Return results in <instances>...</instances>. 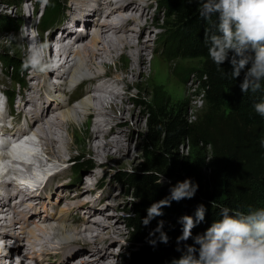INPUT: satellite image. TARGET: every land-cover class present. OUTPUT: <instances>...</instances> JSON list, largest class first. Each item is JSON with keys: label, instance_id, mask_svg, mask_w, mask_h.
<instances>
[{"label": "bare ground", "instance_id": "bare-ground-1", "mask_svg": "<svg viewBox=\"0 0 264 264\" xmlns=\"http://www.w3.org/2000/svg\"><path fill=\"white\" fill-rule=\"evenodd\" d=\"M34 1L32 5L38 3V0ZM130 1H135V5L128 6ZM71 3L72 7L77 6L76 8L82 10L83 19L79 22L83 26L87 25L90 20L94 22L91 38L86 40L83 38L82 32L79 31L78 34L74 31L76 28L82 27L81 25L72 27V30L68 28L67 33L73 31L75 39H71L73 35L65 37L63 30L75 23L64 22L59 26L58 29L63 35L54 38L53 42L54 40L56 42H52L53 44L50 43L52 47L56 46L57 48L58 46L57 50L53 49L54 52H52L50 45L49 48L47 46L43 48L44 61L49 65V68L41 73L35 69L31 70L32 75L39 76L41 74L43 77L42 82L37 79V76L35 78L37 80L31 82L32 87H39L42 92H39L37 97L34 95L35 91L30 92V89H26L25 93L19 92L20 100H17L16 103L19 109L11 117L14 130L4 132L6 135L3 138L4 153L0 152V206L9 204V207H0V264H35L49 258L51 252L56 256L58 264H122V260H119L117 256L125 250L127 242L123 228L119 226V222L122 220L119 215L121 207L113 208L116 210L114 212H104L102 210L106 205L100 209L96 206L92 196L83 198L92 192L75 184L76 186H73L75 191L71 192L68 189L63 196L65 198L63 200L68 205L63 209L64 213L71 210L76 211L79 206L83 205L85 216L91 212L96 213V216H94L95 218L87 216L86 219L77 217L73 219L75 223L66 224L64 222L67 215L58 212L63 201L58 198L54 201L56 190L54 186L45 184L42 189L32 191L33 194L29 196V191L21 189L20 184L12 176L15 168H30V165L25 164L24 160L37 161L38 164H42L40 161L46 159L44 164L53 165L50 169L66 163L74 146L75 139L72 128L75 123L83 122L89 127L88 151L92 156L98 157L97 166L103 165L108 159L123 161L121 152L126 149L130 140L125 127L132 129L141 126V116L126 105V100L129 97L123 94L121 84L125 83L126 88H129V85L137 86L141 81L150 79L152 76L155 59L151 58L148 65L147 54H152L155 49L150 42L140 39L144 28L149 27L150 29L152 24L155 25L153 20L148 18L150 1L72 0ZM87 3H91V7H88ZM88 9L91 10L86 11ZM25 10L29 12V7ZM74 14L73 10L68 16ZM88 14L89 18L85 19ZM72 18L76 19L77 17L76 15L71 17L70 21ZM127 22H131V24L125 27ZM34 23L31 26L38 24ZM84 28L88 29L87 26ZM149 29H147L148 33L155 32ZM39 30L43 35L42 26ZM50 31L51 28L48 32ZM48 36L47 34L44 37L45 43L42 42L43 39L39 43L33 38V41H30L28 35L23 36L22 50L25 49V54L28 55L30 49H26V46L30 42L31 45L36 43L44 46ZM152 37L153 35L149 34V38ZM65 38H67L66 41H64ZM121 58L125 62L119 64ZM111 63L115 64L117 68L124 69L125 73L131 77L119 74L107 77L105 74L95 73V71L103 72L102 67L107 68ZM57 75H61V77L54 80ZM94 78L97 79L96 82L93 86L86 85L84 95L80 96L81 99L78 102L75 104L67 102L68 97L74 94L72 91L76 90L84 79L92 82ZM54 82H58V84L54 85ZM48 87L49 90L46 91ZM50 87L55 92L58 89V92L55 93L57 96L49 92ZM19 88L24 89L22 85ZM71 88L74 89L67 91ZM28 104L29 106L26 107ZM47 111L51 113L48 117ZM130 115H133L134 118L132 124L129 121L131 120ZM21 120L26 125H23ZM30 127H33L38 136L37 141L33 142L30 138L19 140L16 137L29 132ZM7 136L13 137V139ZM30 136L32 135L28 134V137ZM124 141L128 142L124 143ZM95 173H92L93 176H97ZM34 179V175L27 173L20 177V183H31ZM89 179L92 178L87 176L86 182ZM92 183H94L95 189L98 180H92ZM8 186L11 187L9 190ZM104 196L105 194L102 193L101 199ZM110 201L117 202L112 197ZM28 217H32L33 219L30 220L36 221L34 223L50 222L49 226L28 227ZM54 220L58 221L53 223ZM18 228L22 229L25 241L16 243L7 237L19 236ZM19 233L21 232L19 231ZM82 239L88 244L77 241ZM8 240L9 243H7ZM75 243L86 245L85 249L89 246L88 253L80 254L85 249L82 246L80 250H75L71 247ZM116 246L119 249H116ZM20 248L24 249L21 254L23 258L14 261L16 259L13 252L20 254ZM76 254L78 255L75 256ZM27 258H30L28 263Z\"/></svg>", "mask_w": 264, "mask_h": 264}, {"label": "trees", "instance_id": "trees-1", "mask_svg": "<svg viewBox=\"0 0 264 264\" xmlns=\"http://www.w3.org/2000/svg\"><path fill=\"white\" fill-rule=\"evenodd\" d=\"M157 2L168 16V27L162 40L167 47V57L200 60V66L195 70L205 105L190 116L185 108L171 103L161 87L152 89L148 102L141 100L148 112L141 161L132 168L134 174L125 168L116 173L118 179L128 184L134 197L127 215L133 247L129 252L130 264H172L181 255L176 250V237L182 231L179 218L183 215L195 218V210L200 204L205 206V219L193 228V236L202 234L214 219L219 218L221 206L264 205V147L260 143L264 139V118L253 107L264 99V93L243 94L240 80L234 81L230 72L225 75V71L231 70L230 64L225 62L220 68L213 63L208 56L205 33L215 16L212 21L203 19L197 0L192 3L188 0ZM61 9V0H46L40 18L42 26H48ZM8 24L10 28L15 26L12 22ZM63 30L65 34L67 31ZM0 62L13 72L18 84H26L24 61L6 49L0 52ZM190 70L193 69L184 72L181 67L175 68L181 78ZM7 92L14 97L13 91ZM183 145H186L185 151ZM85 169H89L85 161L78 160L73 164V171L79 176ZM160 175L167 180L158 184ZM186 178L198 184L194 197L171 201L170 206L162 209V216L144 226L142 219L150 204L168 197L171 187ZM161 220L163 231L169 237L167 244L159 241V233L149 236ZM153 239L155 245L149 243ZM192 242L189 239L186 243Z\"/></svg>", "mask_w": 264, "mask_h": 264}, {"label": "rangeland", "instance_id": "rangeland-1", "mask_svg": "<svg viewBox=\"0 0 264 264\" xmlns=\"http://www.w3.org/2000/svg\"><path fill=\"white\" fill-rule=\"evenodd\" d=\"M71 1L72 0H61L62 9L60 13L54 19H52V21L46 27H49L50 25L52 26L50 27L51 31L49 33L51 34L53 32L54 37H55L59 35L56 32V29H58L59 26L62 25L64 22H68V23L70 22L72 24L75 23V24L81 25L82 27H79L78 29L76 28V30L74 31L82 32L83 38H85L86 40H89L91 38L90 36L92 34L94 22H92L91 20L88 21V26H87L88 29L86 30L84 28L86 27V25L83 26V24L79 23V21L83 19L82 10L76 8L77 6L72 7ZM149 1L151 3V6L148 8V18L149 20H153V23L155 25L152 24L150 29L149 27L144 28L140 34V39L142 40L144 39L143 41L150 42L153 48L155 49L152 54H149V55L147 54L148 65L150 63L151 58L153 57L155 59V63L153 65V72H152V76L150 79L141 81L140 84H138L137 86L129 85V88H126L125 83L121 84L123 94H126L129 97L126 100V105L130 108H133L134 111L137 113V115L141 116V121H142L141 126L137 128L131 129L129 127H125L130 140L129 142L124 141V143L128 142L129 145L126 147V149H124V151L121 152V157L123 161H115V160L108 159L103 163V165L97 166L96 162H97L98 157L92 156L88 151L89 150V147H88L89 127H87V124L83 122L78 123V124L75 123L74 127L72 128L73 137L75 141H74V146L72 148L71 156L69 157L66 163H62L61 165L59 164L56 168L52 169V170H56V174H58L59 176L58 175L54 176V179L48 183L54 186V188H56L54 192L55 194L54 201L57 198L63 201L62 207L59 209L58 212L60 214L67 215L66 220L64 222L66 224L75 223L74 222L75 220L73 219H76L77 217H80V218L84 217V219H86L87 216L88 217L91 216L93 218H95L94 216H96L95 215L96 213H92V212L89 213L87 216H85L86 212H85V207L83 205L79 206L76 211L71 210L68 213L66 212L64 213L63 209L67 207L68 205H67V202L63 200L65 199L63 196L65 195L68 189L71 192H74L75 188H73V186H76L77 184H78L77 186H81V188L82 187L87 188L88 191L92 192V194L89 193L87 194V197H83V198H88V197L90 198L92 196V198L95 199L94 202L96 203V206L100 209L106 205V207L103 208L102 211L114 212L116 210L113 208H116V206L122 208L119 212V215L122 219L119 222V226L123 228L124 237L126 238V242H127L125 250L120 252L119 255L117 256L119 260H122V264H130L129 252L133 250V247L131 246L132 240H131L130 229L127 227V215L134 201V197L130 193L128 184L118 179L116 177V173L118 171H121L123 168L125 169L133 168L141 161L144 136L146 134V131L148 130V125H147L148 124V112H147L146 106L141 102V100L148 102L152 96L151 95L153 91L152 89L153 88L160 89L159 87H161V89L164 91V95L166 96V98L174 105H180L182 108H185L190 116H193L194 113L199 112L205 105V101L201 97V89L199 88V83H198L199 80L197 77V71L195 70V69H198V67L200 66L199 58L176 57V58L171 59L167 57V52H166L167 47L165 43H162V40L164 39V36L167 31L168 16L164 12V10L159 6V3L157 2V0H149ZM33 2L35 1L34 0H0V52L2 53L7 49L12 54H14L16 57L20 58L24 62L29 54L28 55L25 54V49L24 51L22 50L21 40L23 36L28 35V39L30 41H33L32 40L33 38L35 41H39V43L43 39L44 41L42 42L45 43V39H44L45 34L42 35V33L39 30L40 25L42 26V22L36 21L37 8L40 9L44 5L45 0H38V3L35 5L34 4L32 5ZM91 3H87V6L91 7L92 5ZM131 5H135V1H130L128 3V6H131ZM27 7H29V12L25 10V8ZM73 10L75 14L72 16L70 15L69 17L68 16L69 13ZM90 10L91 9H88L86 11H90ZM75 15L77 18L76 19L72 18L70 21V18ZM93 16H95V14H93ZM33 17H34V22L38 23V24L34 23L36 28L35 26L34 27L31 26L29 22L30 20H32ZM87 18H89V14L86 15L85 19ZM54 21H56L55 24H53ZM8 22H12L15 25L14 28H10ZM130 24L131 22H127L125 27L129 26ZM27 25H28V28H27ZM29 25L31 27H29ZM70 26L71 27H68V26L65 27L66 28L65 31H68V28L72 30V27L74 25L73 26L70 25ZM122 27L124 28V26ZM147 29L155 31V32L148 33ZM27 31L29 32V34ZM25 33L27 34L25 35ZM66 34H69V35L67 36ZM149 34L150 36L152 34L153 37L149 38ZM70 35H74L73 31H70L69 33L67 32L65 33V37H69ZM30 45H31V42L29 43L28 46H26V49H30L31 48ZM49 45L50 44H48V48H49ZM51 47L52 45H50V48ZM53 47H52V52L56 51V46H53ZM124 62L125 60L121 58L119 59L118 63L121 64ZM176 66L181 67V69L183 68L184 72H186V70H188L189 68L193 70H190L188 74H186L183 78H181L175 72ZM102 68H103L102 70L103 72L95 71V73L105 74L107 77H113V75L115 74L116 75L119 74L120 76L126 75V76L131 77V75L125 73L124 69L117 68L116 65L112 63L109 64L107 68H104V67ZM31 70H32L31 68H27L23 72V79L26 84L21 83V85L24 87V89L21 90V88H19L18 82L13 78V72L9 68L5 67V65L2 62H0V89L6 90V91L18 92V93L19 92L25 93L26 89L28 88L30 89V92L35 91L34 95L37 97L38 93L42 91L39 87H34V86L32 87L31 82L37 79L42 82L43 77L41 76V74H39V76L32 75ZM36 76H37V79H35ZM60 77L61 75H57L54 77V80H57ZM87 81L88 80L84 79L80 83V85L77 86L76 90L73 91L74 98L83 94L81 93V89L84 88L85 85H89V83L87 84ZM55 84H58V82H54V85ZM46 89L45 90L48 91L49 87ZM52 89L53 88H51L49 91L52 95L53 93L55 94L56 92H58V89H56V92L54 89L53 90ZM73 89L74 88L67 89V91H71ZM85 89H86V86H85ZM30 92L29 94H31ZM24 95H27V94H24ZM55 96H57V94H55ZM71 97L72 96L70 95L68 97L69 99L67 100L69 104H75L76 102H78V100L81 99V97H79L77 98V100H75V103L74 102L72 103ZM15 105L16 103H14V105L13 104L11 105L13 110H15L14 108ZM117 113L119 114V112ZM49 115H51V113L47 111V117ZM130 119H131L129 120L130 124H132L133 123L132 121L134 120L133 115H130ZM185 149H186V145H183L182 150L185 151ZM78 160L85 161L87 164V167H89V169L84 170L85 172L82 171L80 176L79 174H77V172L73 171V164L77 163ZM91 163H93L94 165ZM63 171L64 173H62ZM93 172H96L97 176H93L92 174ZM90 174H92V176H90ZM87 176L92 178L91 180L89 179L88 182H86L85 180ZM163 178L164 180H167L166 177L163 176ZM92 180L93 181L98 180V185L95 189H94V183H92ZM69 185H72V186H69ZM9 188L11 187L8 186V190ZM6 192L7 190L5 191V193ZM102 193L105 194L103 199H101ZM111 197L113 199H116L117 202L112 203V201H110ZM9 202L10 200L8 201V203ZM30 219L32 220L33 218L32 217L27 218L28 227H35L36 225L49 226V223H50V222L49 223L47 222L34 223L36 221L32 222ZM57 221L58 220H54L53 223H56ZM16 226H18V224H16ZM74 226L76 225L74 224ZM19 231L21 233H19ZM17 234L19 236L14 235L13 238L11 236H8L7 238H9V240L12 239L11 241H15L16 243L20 241H25V238H24L25 236H23L21 228L17 229ZM20 236H23V237H20ZM9 240L7 241V243H9ZM77 241L82 242L83 244H86V245L88 244L87 241L83 239L77 240ZM82 243H75L71 245V247H73L75 250H80L81 247L83 246L85 249L86 245H83ZM12 245H14V243H12ZM88 248L89 246H87V249L82 251L80 254L88 253L87 252ZM20 249L21 251H20V254L17 253L18 255L15 254V252H13L15 255V259H16L14 261H18L19 258H23V255L21 254H23L24 249L23 248H20ZM116 249H119L118 246H116ZM77 255L78 254H76L75 256ZM56 259L57 258L54 255V253L51 252L49 255V258L44 259L42 262L40 261L36 262L35 264H45V263L58 264ZM28 262H30V258H27V263Z\"/></svg>", "mask_w": 264, "mask_h": 264}, {"label": "clouds", "instance_id": "clouds-1", "mask_svg": "<svg viewBox=\"0 0 264 264\" xmlns=\"http://www.w3.org/2000/svg\"><path fill=\"white\" fill-rule=\"evenodd\" d=\"M192 3L193 0H188ZM199 15L209 24L205 33L208 56L222 68L225 62L231 66L225 75L240 80V90L244 93H264V0H197ZM44 27V26H43ZM48 28V27H45ZM33 43L24 68L44 72L49 65L44 61L43 48ZM242 77V78H241ZM255 112L264 118V99L253 105ZM264 147V139L260 141ZM127 171L134 174V169ZM163 175L158 184L163 183ZM198 190V184L186 178L178 181L170 189L168 197L155 201L146 209L142 224L163 215L162 209L171 201L191 199ZM205 206L200 204L195 210V218L183 215L179 218L182 231L176 237V250L181 253L172 264H264V205L221 206L219 218L202 234L193 236L192 230L205 219ZM132 215V213L130 214ZM164 222L158 221L149 236L159 233V241L167 244L169 237L163 231ZM189 239L193 242L186 243ZM183 243V248L180 247ZM149 243L155 245L156 240Z\"/></svg>", "mask_w": 264, "mask_h": 264}]
</instances>
